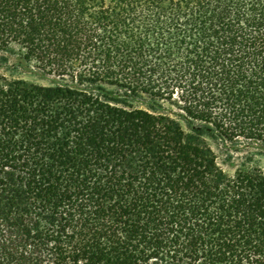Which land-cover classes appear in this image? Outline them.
Listing matches in <instances>:
<instances>
[{
    "label": "trees",
    "instance_id": "trees-1",
    "mask_svg": "<svg viewBox=\"0 0 264 264\" xmlns=\"http://www.w3.org/2000/svg\"><path fill=\"white\" fill-rule=\"evenodd\" d=\"M51 83L0 72V264H264V0H0Z\"/></svg>",
    "mask_w": 264,
    "mask_h": 264
},
{
    "label": "rangeland",
    "instance_id": "rangeland-1",
    "mask_svg": "<svg viewBox=\"0 0 264 264\" xmlns=\"http://www.w3.org/2000/svg\"><path fill=\"white\" fill-rule=\"evenodd\" d=\"M7 55L10 58L9 65L0 67V72L34 82L51 83L50 77L44 76L37 68L21 59L18 47L13 46ZM210 144L217 152L220 164L228 172H233L238 167L259 166L264 169V147L260 143L219 142L211 139Z\"/></svg>",
    "mask_w": 264,
    "mask_h": 264
}]
</instances>
